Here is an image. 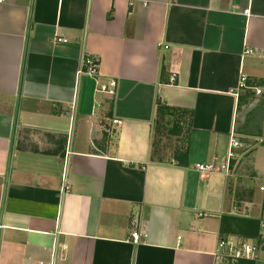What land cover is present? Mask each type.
Wrapping results in <instances>:
<instances>
[{
	"label": "crops",
	"instance_id": "obj_1",
	"mask_svg": "<svg viewBox=\"0 0 264 264\" xmlns=\"http://www.w3.org/2000/svg\"><path fill=\"white\" fill-rule=\"evenodd\" d=\"M158 101L189 116L172 163ZM263 205L264 0H0V264H216Z\"/></svg>",
	"mask_w": 264,
	"mask_h": 264
},
{
	"label": "built area",
	"instance_id": "obj_2",
	"mask_svg": "<svg viewBox=\"0 0 264 264\" xmlns=\"http://www.w3.org/2000/svg\"><path fill=\"white\" fill-rule=\"evenodd\" d=\"M58 43H67L66 39L60 38L57 40ZM169 49V47H165ZM248 54L253 53L248 51ZM100 60L94 57L83 56L82 65L79 70V77L87 76L94 79L96 82L100 77L99 74ZM247 78L242 76L241 88L245 87ZM96 92L104 95L110 99L116 98L117 82L111 81L109 84H97ZM262 90H257V94H262ZM115 125H122V122L115 120ZM242 145L232 135L230 140V148L228 152L227 160L218 164L216 161L207 164H197L195 166L196 171L202 178H206L212 174H221L225 178L231 176V162L233 159V150L241 147ZM264 228V225H261ZM132 241L135 244H141L145 242L141 234L134 231L132 233ZM264 253V236L257 242H242L237 243L233 239L221 240L218 245V251L215 254L216 264H238L240 261H256Z\"/></svg>",
	"mask_w": 264,
	"mask_h": 264
},
{
	"label": "rangeland",
	"instance_id": "obj_3",
	"mask_svg": "<svg viewBox=\"0 0 264 264\" xmlns=\"http://www.w3.org/2000/svg\"><path fill=\"white\" fill-rule=\"evenodd\" d=\"M100 96L98 95V99L100 100ZM75 111L73 112V124L70 133V144L71 141L74 140L75 143ZM189 116L188 114H182L181 112L172 113L171 116H164V120L162 128L160 126L159 131L156 135V141H159L160 146V158H162L163 162H170L172 160L176 161L178 155L184 154L186 152L187 143H188V135H189ZM160 123V124H161ZM205 179V178H203Z\"/></svg>",
	"mask_w": 264,
	"mask_h": 264
},
{
	"label": "trees",
	"instance_id": "obj_4",
	"mask_svg": "<svg viewBox=\"0 0 264 264\" xmlns=\"http://www.w3.org/2000/svg\"><path fill=\"white\" fill-rule=\"evenodd\" d=\"M157 110H158V115H157V132H158V127L162 126L163 123H161L164 120L166 112L171 111V108L165 107L162 105L159 101L157 102ZM161 123V124H160ZM184 155V156H183ZM181 154L182 157H186V153ZM178 159V158H177ZM179 161V160H177ZM180 165V164H179ZM184 166V165H182ZM263 210H264V205H263ZM238 222H241L242 225H244L248 233H254V235H251L250 238H259V221L257 220H252V219H236Z\"/></svg>",
	"mask_w": 264,
	"mask_h": 264
}]
</instances>
